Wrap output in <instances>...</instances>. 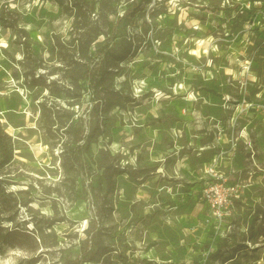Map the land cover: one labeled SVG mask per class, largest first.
<instances>
[{
	"label": "rangeland",
	"instance_id": "1",
	"mask_svg": "<svg viewBox=\"0 0 264 264\" xmlns=\"http://www.w3.org/2000/svg\"><path fill=\"white\" fill-rule=\"evenodd\" d=\"M127 1L0 8V264H264V0H140L131 22ZM88 25L115 53L97 114L72 81L108 36L80 58Z\"/></svg>",
	"mask_w": 264,
	"mask_h": 264
},
{
	"label": "trees",
	"instance_id": "2",
	"mask_svg": "<svg viewBox=\"0 0 264 264\" xmlns=\"http://www.w3.org/2000/svg\"><path fill=\"white\" fill-rule=\"evenodd\" d=\"M146 1V0H142ZM149 1V0H147ZM140 0H131L126 2V7L123 9V16H125L130 22L133 19L134 13L137 10V6L139 5ZM6 5L5 0H0V8L2 6ZM90 10L93 8L92 6L88 7ZM110 9V8H109ZM107 10V14H116V10L114 8H111L110 10ZM2 10V8H1ZM0 10V13L2 12ZM0 20H2L1 14H0ZM100 33L108 34V36L104 37L103 40L97 41L94 44H96V48L94 49L95 54L99 57V60L94 64L93 67L89 66V62L84 60L81 62V69L78 70L79 73L76 74L73 77V85L76 87H80L77 83L78 80L83 79L85 83L87 84H92L94 86V89L92 90L91 93V101L93 104L91 105V110L95 114H97L98 108L102 102V97L100 96V84L103 81V77L105 74V68H104V61L107 56H115L114 50L112 49L110 45V39L111 35L104 30H101L99 26H91L88 25L86 28L82 30L80 33L81 38L79 48H78V54L80 55V58L85 59L87 56V49L90 48L91 42L95 40L96 36ZM87 59V58H86ZM88 60V59H87ZM87 80V82H86ZM82 84V83H81ZM101 109H103L101 107ZM82 118L79 117V120L74 122L71 120L68 124L70 128H72V142L74 143L75 148L79 149L83 145L82 143H87L88 138L92 134L91 129L89 128L86 130V127L83 126V122L81 123ZM13 142L11 141L10 135L5 131V128L3 125L0 123V173L2 174H7L8 172V167L12 164L13 162ZM4 177V178H3ZM8 176H1L0 181H3L7 184ZM216 181L220 180L219 178H215ZM11 191H8L9 193ZM4 193V192H2ZM238 198H234L235 201ZM2 227V226H0ZM88 236L84 241H82L84 244L88 245L89 240L93 238V231L87 230ZM91 233V235H90ZM117 257L121 263H127L134 261L135 258L131 257L128 258L125 253L122 252H116ZM78 261H90L93 260L94 258L89 256L86 259V251L81 252L78 255ZM141 261H144V258L141 259Z\"/></svg>",
	"mask_w": 264,
	"mask_h": 264
},
{
	"label": "built area",
	"instance_id": "3",
	"mask_svg": "<svg viewBox=\"0 0 264 264\" xmlns=\"http://www.w3.org/2000/svg\"><path fill=\"white\" fill-rule=\"evenodd\" d=\"M248 103V108L251 107L252 103L251 102H247ZM260 111H263L264 113V104H260L259 107ZM136 119H133L132 121L134 122Z\"/></svg>",
	"mask_w": 264,
	"mask_h": 264
},
{
	"label": "bare ground",
	"instance_id": "4",
	"mask_svg": "<svg viewBox=\"0 0 264 264\" xmlns=\"http://www.w3.org/2000/svg\"><path fill=\"white\" fill-rule=\"evenodd\" d=\"M194 28H195V27H194ZM210 40H212L211 36H210V38H209V41H210ZM204 41H205V40H204ZM205 43H206V42H205ZM204 48H205V47H204ZM201 51H202V50H201ZM204 51H206V49H205ZM192 52H193V51H192Z\"/></svg>",
	"mask_w": 264,
	"mask_h": 264
}]
</instances>
